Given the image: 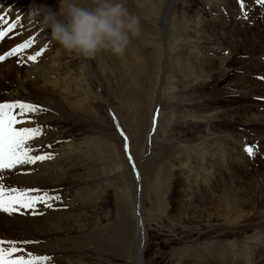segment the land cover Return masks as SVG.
Returning a JSON list of instances; mask_svg holds the SVG:
<instances>
[{
  "label": "rangeland",
  "instance_id": "1",
  "mask_svg": "<svg viewBox=\"0 0 264 264\" xmlns=\"http://www.w3.org/2000/svg\"><path fill=\"white\" fill-rule=\"evenodd\" d=\"M73 2L92 6V0H0L8 22L20 17L0 40V55L29 37L34 41L0 61V101L46 109L16 127L39 125L42 134L28 142L32 155L51 157L6 170L0 183L59 196L49 201L52 207L37 203L30 218L0 213V240L24 249L15 255L49 257L45 264H136L137 252L131 246L123 251L115 237L126 233L124 215L134 223L132 232L139 217L146 228L142 264H264V180L258 174L264 148L263 157L242 154L236 142L254 145L252 134L241 128L243 120L217 112L264 105V95L242 89L237 76L242 69L245 81L264 84L257 71L264 55L252 68L256 59H244L252 49L242 46L255 42V34L264 44V4L123 0L139 19L136 36L119 57L100 51L83 59L59 49L28 12L33 4L58 12ZM195 14L207 21L203 34L192 25ZM245 30L249 39L239 40ZM41 48L35 62L27 59ZM213 97L232 103L206 116L197 104ZM149 119L152 134L141 148L136 131ZM181 163L190 165L189 175L180 174ZM168 191L171 207L164 212Z\"/></svg>",
  "mask_w": 264,
  "mask_h": 264
},
{
  "label": "snow or ice",
  "instance_id": "2",
  "mask_svg": "<svg viewBox=\"0 0 264 264\" xmlns=\"http://www.w3.org/2000/svg\"><path fill=\"white\" fill-rule=\"evenodd\" d=\"M257 2L264 4V0H257ZM240 3L241 8H243V0H240ZM19 19L20 17L18 16L15 20L8 22L5 19V15L0 13V25H7L6 27H0V40H3L8 33L16 28ZM33 42V38L29 37L22 43L16 44L10 50L5 51L3 55H0V61H4L6 57L19 55L24 49L29 48ZM44 50V48H41L33 55H29L27 59L35 62ZM17 62L19 63L20 61L18 60ZM43 111H46V109L28 102H0V180L3 179V173L6 170L11 171L18 165L33 164L37 161L51 158L49 154L32 155L35 150L28 142L42 134V129L39 125L35 127H16L18 124L29 121L28 114H37ZM117 130H119L118 125ZM120 134L124 135L123 132ZM254 148V145H245L243 150L249 156H252ZM127 150V140L125 138V151L127 152ZM128 159L131 162V156ZM133 171H135V168H133ZM58 199V195L50 196L47 192L41 193L37 189H17L0 183V212L8 215L20 213L21 209H31L33 214H35L37 203L52 207L49 201ZM22 243L28 244L32 242L23 241ZM5 244L8 247H4ZM16 244V241L0 240V264H45L50 259L46 256H34L31 253L15 255L16 253L24 252V249L17 248Z\"/></svg>",
  "mask_w": 264,
  "mask_h": 264
},
{
  "label": "clouds",
  "instance_id": "3",
  "mask_svg": "<svg viewBox=\"0 0 264 264\" xmlns=\"http://www.w3.org/2000/svg\"><path fill=\"white\" fill-rule=\"evenodd\" d=\"M30 18H40L59 49L83 59L100 51L121 56L139 31V19L127 11L123 0H92L91 7L75 2L58 12L43 5H31Z\"/></svg>",
  "mask_w": 264,
  "mask_h": 264
},
{
  "label": "bare ground",
  "instance_id": "4",
  "mask_svg": "<svg viewBox=\"0 0 264 264\" xmlns=\"http://www.w3.org/2000/svg\"><path fill=\"white\" fill-rule=\"evenodd\" d=\"M33 1V0H32ZM132 4V3H131ZM30 5V3H29ZM125 5V4H124ZM128 6V5H127ZM142 8V7H141ZM27 9V8H26ZM29 12V11H28ZM141 13V12H140ZM168 14V13H167ZM30 20V19H29ZM35 21V19H34ZM210 22V21H209ZM205 24V25H204ZM192 25L194 26L195 28V31L197 34H203V28H205L204 26H207V21H205L204 19H201L200 15L195 14L194 16V20H193V23ZM210 27L212 26V24H209ZM235 25V24H234ZM225 26V25H224ZM229 26H231V24H229ZM241 26V25H240ZM213 27V26H212ZM206 30V29H205ZM221 32L223 33L224 31H222L223 29L221 28L220 29ZM225 30V29H224ZM262 31V29H261ZM251 32V31H250ZM208 33V32H207ZM225 33V32H224ZM264 34V33H262ZM241 35V36H240ZM225 36V35H224ZM238 39L240 40V37L242 39V41H245L244 39H249L250 37V34L245 30L243 32H240L238 34ZM252 37H254L256 39L255 42H252L251 45L247 44V45H242L244 48L246 47V49L250 48L252 49L251 52L247 53L249 56H251L253 53H254V56H252V58H247V56H245V61L248 60V59H256V61L251 64L250 66L253 68V67H258V63H257V60L258 59H261V55H264V44H261L260 43V37L259 35H251ZM231 37V36H230ZM233 37V36H232ZM264 40V39H263ZM2 46V43H0V48ZM141 48V47H140ZM243 48V49H244ZM245 50V49H244ZM161 58V57H160ZM243 59V58H242ZM166 62V61H165ZM161 63V61H160ZM163 63V62H162ZM249 63V62H248ZM162 65V64H161ZM160 66V65H159ZM164 66V65H163ZM156 67V66H155ZM245 67V66H243ZM242 67V68H243ZM162 69V68H161ZM156 71V69H155ZM158 71V70H157ZM156 71V72H157ZM258 71V75L260 77H264V67L260 69H257ZM10 72H13V70H9V72H3V76L5 77V75H10ZM163 72V71H162ZM161 73V71H160ZM157 73H155V76H156ZM164 74V73H163ZM202 74H206L204 72H202L200 75ZM141 75V74H140ZM139 75V76H140ZM158 75V74H157ZM161 75V74H160ZM240 76L241 79H240V82H241V88L242 89H246V90H250L253 92H258V94H263L264 95V84H259V87H255V85L251 84V80H247L245 81L246 78H244V72L242 71L241 69V72L237 74V76ZM138 76V77H139ZM165 77V76H164ZM208 77V76H207ZM18 78V77H17ZM159 78V77H158ZM162 78V77H161ZM210 78V77H208ZM214 79V76L213 78ZM142 80V79H141ZM140 83V81H138ZM138 83V84H139ZM185 86V84H184ZM254 88H257L256 90L253 89ZM135 91V90H134ZM133 91V92H134ZM131 94V93H130ZM136 94V92H135ZM153 94V93H152ZM133 95V94H132ZM131 95V96H132ZM140 96V95H138ZM133 97V96H132ZM136 97V96H135ZM2 102V101H0ZM204 103L206 105L200 107V105ZM232 103V100H225V99H219L218 97H213L211 99V101H202L201 103L197 104V108L204 112V114L206 116H209V113L213 110H216L218 109L219 107H217L218 104H230ZM153 104V103H152ZM152 106V105H151ZM226 107V110L225 111H217L218 113H222V116L223 117H232L230 114H233V116L235 118H239L238 120H243L244 121V124L241 126L242 129H244L245 131L248 132V135H251L252 136V139H253V142H254V150L258 151H254L255 154H259L258 158L260 156H262V151H263V148H264V105H260L259 103L257 104V106L253 107L252 109L249 108H244V107H241L240 109H235V108H227ZM221 108V107H220ZM150 112L153 113V111L149 110ZM149 112V113H150ZM217 113V114H218ZM150 117H152V114L150 113ZM154 117V116H153ZM208 119V117H206ZM138 119V118H137ZM148 122V121H147ZM146 122V127H143V125H141V123L139 124V127H138V131H136L137 133V142L135 143L136 146H140L141 148L143 146H145V144L147 143V139L148 136H150L152 134V127H153V120L152 119H149V122L147 123ZM152 123V124H151ZM145 126V125H144ZM133 129V128H132ZM135 130V129H134ZM156 130V129H155ZM135 134V132H134ZM250 136V137H251ZM240 143L239 147H240V151L242 152L243 154V140H237L236 143ZM252 143V142H251ZM249 144V146H253V144ZM130 144V143H129ZM132 145V144H131ZM130 146V145H129ZM134 146V145H133ZM261 150V151H260ZM239 151V153H240ZM130 153V152H129ZM132 153V152H131ZM261 154V155H260ZM263 157V156H262ZM258 162V161H257ZM262 163V162H261ZM180 168H179V172L180 174H185L187 173L188 175L190 174V165L188 163H181L180 165ZM261 166V165H260ZM256 172V171H255ZM262 173V172H261ZM259 176H263V180H264V171H263V174H260L258 173ZM257 174V175H258ZM261 176V178H262ZM189 177V176H187ZM186 177V178H187ZM184 184L187 185L188 187L190 186V183L188 181H184ZM260 184V183H259ZM190 191H192V193L194 192L192 189H190ZM169 194V191L167 192V195ZM191 197H198L196 193H193L191 195ZM170 198H169V195L168 196H165V209H164V212L166 210H169V208L171 207V204L169 202ZM227 208H230L229 204L226 205ZM229 206V207H228ZM232 207H235V206H232ZM44 208V207H43ZM226 208V207H225ZM226 208V209H227ZM46 210H49L51 211L50 209H46ZM172 210V209H171ZM231 210V209H230ZM45 211V210H44ZM173 211V210H172ZM176 212H178L177 210H175ZM225 211V210H224ZM232 211V210H231ZM228 212V211H227ZM2 213V212H0ZM23 213V212H22ZM54 213V212H52ZM234 213V212H233ZM20 214V215H19ZM24 214V213H23ZM212 214H210L211 216ZM216 215V213H215ZM10 217H15V218H30L32 216L31 214V209L27 210V214L24 216L21 215V212L20 213H15V214H11V215H8ZM209 216V215H208ZM209 216V217H210ZM213 216V215H212ZM218 216V215H217ZM200 217V216H199ZM216 218V217H215ZM122 219H123V222L124 224L126 225L127 229H126V233H124L122 236H119L117 237V235L115 234V237L116 238H120V241H119V245H120V248L124 251L126 249H128V247H132V250H134L135 252H137V263L136 264H142L143 262V255L146 251V246H145V235H146V228L144 226V223H142V221L140 220V217L138 219H135V228L132 232L131 230V227L132 225L134 224L129 218L125 217L124 215H122ZM204 219V218H203ZM207 220V219H206ZM208 221V220H207ZM213 221V220H212ZM209 222V221H208ZM207 222V223H208ZM33 226L36 225V223L34 221L30 222ZM212 224V223H211ZM210 224V225H211ZM215 225V224H214ZM210 227V226H209ZM206 236V235H205ZM115 238V239H116ZM132 239H133V242H132ZM214 241V240H213ZM209 245V244H208ZM211 254V253H209ZM208 255V254H206ZM213 256L215 258H219V257H216L215 255V252L213 251ZM214 258V259H215ZM221 258V257H220ZM142 260V262H141ZM208 260V259H207Z\"/></svg>",
  "mask_w": 264,
  "mask_h": 264
}]
</instances>
